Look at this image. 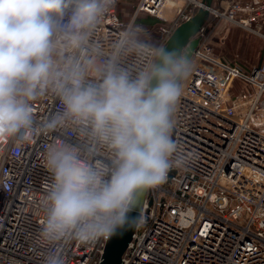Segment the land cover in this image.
Listing matches in <instances>:
<instances>
[{
	"label": "clouds",
	"instance_id": "1",
	"mask_svg": "<svg viewBox=\"0 0 264 264\" xmlns=\"http://www.w3.org/2000/svg\"><path fill=\"white\" fill-rule=\"evenodd\" d=\"M115 4L0 0V141L65 133L45 155L52 182L38 234L43 264H64L72 242L143 227L144 217L132 215L143 194L194 159L173 138L191 50L152 42L135 21L106 49L96 33ZM47 96L60 108L38 119L33 105Z\"/></svg>",
	"mask_w": 264,
	"mask_h": 264
},
{
	"label": "built area",
	"instance_id": "2",
	"mask_svg": "<svg viewBox=\"0 0 264 264\" xmlns=\"http://www.w3.org/2000/svg\"><path fill=\"white\" fill-rule=\"evenodd\" d=\"M120 1L96 33L106 49L139 14L163 23L157 33L164 46L202 6L201 0H139L126 23L118 15ZM217 24L264 41V0L211 6L191 38L197 40L195 67L184 83L173 138L194 159L145 192V224L135 228L121 264H264V61L244 69L216 56L210 34ZM33 107L41 119L60 105L47 96ZM64 135L0 141V264H43L47 248L38 234L42 199L52 182L45 155ZM105 244L72 242L64 248V264H98Z\"/></svg>",
	"mask_w": 264,
	"mask_h": 264
},
{
	"label": "rangeland",
	"instance_id": "3",
	"mask_svg": "<svg viewBox=\"0 0 264 264\" xmlns=\"http://www.w3.org/2000/svg\"><path fill=\"white\" fill-rule=\"evenodd\" d=\"M138 2L139 0L120 1L117 11L124 22L131 21ZM211 6H214L213 3ZM144 16L146 15L139 14L135 23ZM149 37L154 42L155 36L150 33ZM210 43L216 56L244 69L259 66L264 61V41L240 28L217 24L210 34Z\"/></svg>",
	"mask_w": 264,
	"mask_h": 264
},
{
	"label": "water",
	"instance_id": "4",
	"mask_svg": "<svg viewBox=\"0 0 264 264\" xmlns=\"http://www.w3.org/2000/svg\"><path fill=\"white\" fill-rule=\"evenodd\" d=\"M212 2L213 0H201L202 6L197 9L190 20L175 28L164 46L169 49L183 47L190 49L192 53L197 45V40L191 38L207 21ZM144 195L145 193L139 201L137 211L132 213L133 216L140 215ZM134 231L135 228H129L107 240L98 264H121L122 255Z\"/></svg>",
	"mask_w": 264,
	"mask_h": 264
},
{
	"label": "trees",
	"instance_id": "5",
	"mask_svg": "<svg viewBox=\"0 0 264 264\" xmlns=\"http://www.w3.org/2000/svg\"><path fill=\"white\" fill-rule=\"evenodd\" d=\"M197 10L194 11V14L196 13ZM150 21L149 22H144L142 19H138L137 20V24L142 25L143 28L146 30L147 34L149 35L151 33V36H155L154 38V42H156V44H158L159 40H160V35L157 33V27L161 24H163L162 22H160L157 19H154L152 17H150ZM154 33V34H153Z\"/></svg>",
	"mask_w": 264,
	"mask_h": 264
},
{
	"label": "crops",
	"instance_id": "6",
	"mask_svg": "<svg viewBox=\"0 0 264 264\" xmlns=\"http://www.w3.org/2000/svg\"><path fill=\"white\" fill-rule=\"evenodd\" d=\"M226 1V0H213V5L217 6L218 4H220L221 2ZM144 22H149L150 21V17L149 16H144L143 18H141Z\"/></svg>",
	"mask_w": 264,
	"mask_h": 264
},
{
	"label": "bare ground",
	"instance_id": "7",
	"mask_svg": "<svg viewBox=\"0 0 264 264\" xmlns=\"http://www.w3.org/2000/svg\"><path fill=\"white\" fill-rule=\"evenodd\" d=\"M169 3V2H168Z\"/></svg>",
	"mask_w": 264,
	"mask_h": 264
}]
</instances>
